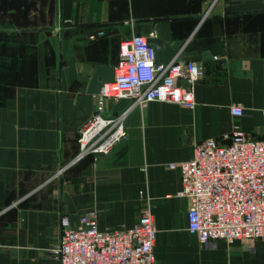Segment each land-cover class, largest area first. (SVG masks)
<instances>
[{"label": "crops", "instance_id": "obj_1", "mask_svg": "<svg viewBox=\"0 0 264 264\" xmlns=\"http://www.w3.org/2000/svg\"><path fill=\"white\" fill-rule=\"evenodd\" d=\"M232 0H0V264H49L60 219L94 211L101 229L134 226L149 208L157 264H264V242L202 244L188 231L189 200L170 163L235 124L257 137L264 118V9ZM102 32L103 35L99 36ZM163 41L204 76L194 109L151 102L129 111L110 154L79 157L80 130L97 114L99 66L116 68L121 41ZM95 38H92V37ZM130 105L105 100V117ZM241 105L238 118L231 106Z\"/></svg>", "mask_w": 264, "mask_h": 264}, {"label": "built area", "instance_id": "obj_2", "mask_svg": "<svg viewBox=\"0 0 264 264\" xmlns=\"http://www.w3.org/2000/svg\"><path fill=\"white\" fill-rule=\"evenodd\" d=\"M203 76L199 62L177 58L160 62L145 36L121 41L115 79L104 84L97 114L80 130L79 157L110 154L127 137L125 118L134 107L161 101L194 109L195 86ZM109 98L130 105L118 116L105 117ZM231 113L240 118L245 109L233 105ZM261 114L264 118V110ZM168 166L180 171V196L190 203L187 228L202 244L247 241L253 247L264 242V137L246 132L237 123L222 138L196 144L190 159ZM60 229L49 264H157L158 229L149 208L130 228L101 229L96 213L89 211L76 220L63 215Z\"/></svg>", "mask_w": 264, "mask_h": 264}, {"label": "water", "instance_id": "obj_3", "mask_svg": "<svg viewBox=\"0 0 264 264\" xmlns=\"http://www.w3.org/2000/svg\"><path fill=\"white\" fill-rule=\"evenodd\" d=\"M264 9V0H232V4L228 7V11H254V10H263ZM148 43L152 45L157 53V58L160 62L168 64L178 57L177 52L167 47V51L163 52V41L160 39H150ZM208 53L201 55L191 56L186 58L187 62H197L200 60L210 59ZM115 79V68H109L105 66H99L89 87V92L92 94H99L102 87L106 83H111ZM184 85H188L187 82H183Z\"/></svg>", "mask_w": 264, "mask_h": 264}]
</instances>
